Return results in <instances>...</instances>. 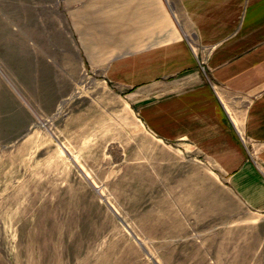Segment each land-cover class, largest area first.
<instances>
[{
	"label": "rangeland",
	"instance_id": "374dc122",
	"mask_svg": "<svg viewBox=\"0 0 264 264\" xmlns=\"http://www.w3.org/2000/svg\"><path fill=\"white\" fill-rule=\"evenodd\" d=\"M103 43L0 0V264H264V214L152 133Z\"/></svg>",
	"mask_w": 264,
	"mask_h": 264
},
{
	"label": "crops",
	"instance_id": "0c3cea01",
	"mask_svg": "<svg viewBox=\"0 0 264 264\" xmlns=\"http://www.w3.org/2000/svg\"><path fill=\"white\" fill-rule=\"evenodd\" d=\"M78 40L105 42L142 120L183 143L264 214V0H60Z\"/></svg>",
	"mask_w": 264,
	"mask_h": 264
},
{
	"label": "bare ground",
	"instance_id": "6f19581e",
	"mask_svg": "<svg viewBox=\"0 0 264 264\" xmlns=\"http://www.w3.org/2000/svg\"><path fill=\"white\" fill-rule=\"evenodd\" d=\"M95 187V186H94ZM96 189V192H97V188H95ZM97 194H98V192H97ZM99 196H100V194H98Z\"/></svg>",
	"mask_w": 264,
	"mask_h": 264
}]
</instances>
